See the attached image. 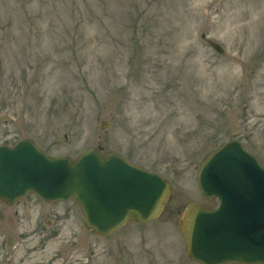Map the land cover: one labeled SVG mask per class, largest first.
Masks as SVG:
<instances>
[{
  "label": "rangeland",
  "instance_id": "rangeland-1",
  "mask_svg": "<svg viewBox=\"0 0 264 264\" xmlns=\"http://www.w3.org/2000/svg\"><path fill=\"white\" fill-rule=\"evenodd\" d=\"M24 137L120 152L173 191L109 236L72 199L0 202V264H200L178 225L191 202L219 203L203 162L238 140L264 165V0H0V143Z\"/></svg>",
  "mask_w": 264,
  "mask_h": 264
},
{
  "label": "water",
  "instance_id": "water-1",
  "mask_svg": "<svg viewBox=\"0 0 264 264\" xmlns=\"http://www.w3.org/2000/svg\"><path fill=\"white\" fill-rule=\"evenodd\" d=\"M209 44L225 52L218 42ZM198 179L203 196L217 197L219 205L191 202L181 213L186 255L202 264H264V165L231 140L209 155ZM172 190L168 179L116 151L91 147L76 158L53 156L29 137L0 145V201L13 204L29 192L47 202L73 199L101 236L129 221L157 219Z\"/></svg>",
  "mask_w": 264,
  "mask_h": 264
}]
</instances>
